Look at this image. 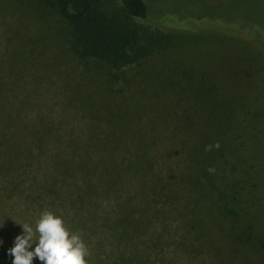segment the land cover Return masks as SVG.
<instances>
[{
	"label": "rangeland",
	"instance_id": "374dc122",
	"mask_svg": "<svg viewBox=\"0 0 264 264\" xmlns=\"http://www.w3.org/2000/svg\"><path fill=\"white\" fill-rule=\"evenodd\" d=\"M56 1L0 0L1 78L27 85L24 124L42 117L80 145L113 131L149 148L156 177L187 174L179 198H153L166 264H264V0H144L150 27L171 41L112 75L72 53ZM8 180L0 177V224H35L37 209L6 191Z\"/></svg>",
	"mask_w": 264,
	"mask_h": 264
},
{
	"label": "trees",
	"instance_id": "16d2710c",
	"mask_svg": "<svg viewBox=\"0 0 264 264\" xmlns=\"http://www.w3.org/2000/svg\"><path fill=\"white\" fill-rule=\"evenodd\" d=\"M100 3L57 0L50 4L68 28L71 51L80 60L106 66L112 75L111 71L135 66L166 49L171 41L150 27L157 22L144 0H119L111 9L101 8ZM0 74V177L5 181L9 177L5 190L24 195V202L37 209L31 218L37 220L44 209L62 216L90 249L89 264H166L160 255L164 224L151 220L164 214L153 198L164 193L167 200L179 198L177 181L187 174L171 172L178 175L172 181L156 177L149 148L135 142L129 146L124 143L127 137L113 131L104 135L108 141L80 145L55 136L42 117L33 125L24 124L22 111L29 96L20 89L25 92L27 85L17 79L4 81V70ZM192 171L190 166L187 173ZM22 234L21 224H0V264H12L8 250ZM261 246L264 250V238ZM33 264L42 262L34 258Z\"/></svg>",
	"mask_w": 264,
	"mask_h": 264
},
{
	"label": "clouds",
	"instance_id": "9594fccd",
	"mask_svg": "<svg viewBox=\"0 0 264 264\" xmlns=\"http://www.w3.org/2000/svg\"><path fill=\"white\" fill-rule=\"evenodd\" d=\"M219 147V142L208 144L205 151ZM215 171L208 169L210 174ZM21 225L23 234L15 238L14 247L8 250L12 264H33L34 258L42 264H89L90 249L79 232H72L66 226L62 216L44 209L34 227L28 223Z\"/></svg>",
	"mask_w": 264,
	"mask_h": 264
}]
</instances>
